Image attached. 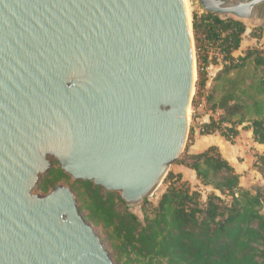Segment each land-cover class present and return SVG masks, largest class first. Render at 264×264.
<instances>
[{"label": "water", "instance_id": "95a60500", "mask_svg": "<svg viewBox=\"0 0 264 264\" xmlns=\"http://www.w3.org/2000/svg\"><path fill=\"white\" fill-rule=\"evenodd\" d=\"M191 31L183 0H0V264H115L70 187L33 189L54 158L127 206L151 195L188 136Z\"/></svg>", "mask_w": 264, "mask_h": 264}, {"label": "trees", "instance_id": "16d2710c", "mask_svg": "<svg viewBox=\"0 0 264 264\" xmlns=\"http://www.w3.org/2000/svg\"><path fill=\"white\" fill-rule=\"evenodd\" d=\"M192 31L198 54L205 53L203 67L210 62L200 42L213 45L221 55L224 64L219 78L245 67L249 60L254 68L264 70L263 49L253 47L237 57L232 54L239 48L245 31L242 20L193 11ZM252 35L259 34L252 31ZM203 75L201 86L206 78ZM255 78L242 88L243 79L230 81L217 100L213 99L214 88L207 94L206 102L213 100L211 109L221 112L219 118L211 117L198 124L199 135L218 132L234 143L240 129H250L253 140L264 143V99L247 94L249 88H256L258 95L264 94V78ZM181 159L175 163L193 170L200 185L212 188L204 202L200 200L201 193L191 187L190 181L183 180L181 173L169 171L164 178L165 191L152 208V216L146 214L143 222L128 210L118 192L106 191L91 181L76 180L79 186H73L81 203L79 210H87L85 218L107 229L113 249L119 241L132 255L130 259L145 261L144 264H264V188L257 186L252 192L243 187L240 174L216 145ZM252 168L264 179V154H255ZM68 177L60 167L51 168L35 188L46 194Z\"/></svg>", "mask_w": 264, "mask_h": 264}, {"label": "rangeland", "instance_id": "374dc122", "mask_svg": "<svg viewBox=\"0 0 264 264\" xmlns=\"http://www.w3.org/2000/svg\"><path fill=\"white\" fill-rule=\"evenodd\" d=\"M184 1H185V5H186L188 17H189V24H190L192 23V12L193 11L197 12L198 14H201L205 10L202 8L198 0H184ZM191 34H192V43H193V52H194L195 85H194V90H193L192 102L188 109L189 130H188V136H187L184 150L180 156V158L182 159H184L190 154L189 153L190 146L194 141V138H193L194 127H197L198 124L201 122L209 121L211 117L215 119L219 118V114L221 111L219 109H216L215 111L211 109V104L213 103V100L210 103L206 102V96L213 90V88H214V90L212 91L213 99L217 100L221 96L223 91L229 87L230 81L237 82L239 81V79H243L244 82L240 83V88H242L246 86V81H249L251 83V81L255 77H256L255 79L257 80L259 78H264V70L254 68L251 60H249L248 63H246L245 67L238 69V70H232L229 74L221 75V77L219 78L218 74H220L219 72L224 62L221 58V55L218 53V50L213 45L206 44L205 42L204 43L200 42L199 46H201L202 51L204 49L208 52L207 60L210 63L206 65V68L204 70H202L201 67H203L205 63L202 58L205 57V53L199 52L198 54L197 49H196V45L198 44H196L195 42L193 31H191ZM203 73L205 74L206 78H205L204 85L201 86L200 79L204 76ZM252 91H255V90L253 89L249 90V92L251 93ZM243 98H246V100L250 102V99L247 98L246 96H244ZM214 134L217 135L218 132ZM50 163H51L50 169L59 167L57 160H55L54 158H50ZM179 165H182V164L175 163L174 161L169 166L167 173L169 171L174 172L175 168ZM188 172H189L188 169H185V176H183V180H188L193 185L197 184L194 186L192 184L190 185L193 189H196L201 193L200 200L204 202L206 200L207 194H209L212 191V188L208 186L200 185L197 179L195 181H192L188 177ZM45 174H42L40 176L39 181L43 178ZM75 182L76 180L72 179L69 176L66 179L60 180L58 184H63L67 187H70V189L75 195V192L73 191V186H79V184ZM241 182L244 187H247V189H250L252 192H254V189L257 186H262L264 188V180L260 179L259 177V179L256 181L252 177V175L247 171H244L243 177L241 178ZM166 186H167V182H164V179H163L151 195L145 197L138 204L134 206H128V210L130 212H133L141 222L144 221V216L146 214H148L151 217L152 213L150 212L152 208L157 205L161 194L166 189ZM33 192L42 194L39 190H36V188L33 189ZM75 198H76L77 205L79 207L81 203L77 200L76 196ZM117 207L121 211L124 210V207H122L121 205H117ZM262 212L264 213V208L262 209ZM81 214L83 215L86 222L89 223L90 226L93 228L96 235L101 239L104 248L108 251L109 255L111 256L115 264H144L145 261H136L135 259L134 260L130 259L132 258V255H128V251L123 249V246L119 243V241H116L117 248L113 249L112 240L109 238V233L107 229L103 227L101 223L96 224L93 221L85 218V216L88 214L87 210L83 209L81 211Z\"/></svg>", "mask_w": 264, "mask_h": 264}, {"label": "crops", "instance_id": "0c3cea01", "mask_svg": "<svg viewBox=\"0 0 264 264\" xmlns=\"http://www.w3.org/2000/svg\"><path fill=\"white\" fill-rule=\"evenodd\" d=\"M240 20H242L245 25V31L242 35L239 48L232 53L233 56H242L245 54L247 49H251L253 47H258L259 49L264 50V27L262 26L264 24V13H262V15L255 14L249 18ZM252 31H255L256 34L259 35H252ZM248 84H250V82L246 81V86ZM250 89L252 88H249V90ZM253 90L255 91H252V93L248 91L247 94L250 93L255 97L257 96L259 99H264V94L258 95L257 89L253 88ZM193 138L194 141L189 150L190 154L201 152L210 145L218 146L222 156L225 157L233 166L235 171L240 174L241 185V178L243 177L244 171L249 172L256 181L259 177L264 180L261 175L252 168L255 154H264V143L255 142L252 138V132L250 129H240L239 135L234 139V143H230L219 133L217 135L212 134L201 136L199 135L197 127H194ZM185 169H188L189 171L188 177L192 181H195L196 176L194 171L183 165L177 166L174 173H181L185 176Z\"/></svg>", "mask_w": 264, "mask_h": 264}, {"label": "bare ground", "instance_id": "6f19581e", "mask_svg": "<svg viewBox=\"0 0 264 264\" xmlns=\"http://www.w3.org/2000/svg\"><path fill=\"white\" fill-rule=\"evenodd\" d=\"M184 4H185V1H184ZM185 10H186V13H187L186 5H185ZM187 17H188V13H187ZM188 20H189V17H188Z\"/></svg>", "mask_w": 264, "mask_h": 264}, {"label": "built area", "instance_id": "2783aa9c", "mask_svg": "<svg viewBox=\"0 0 264 264\" xmlns=\"http://www.w3.org/2000/svg\"><path fill=\"white\" fill-rule=\"evenodd\" d=\"M205 68H206V67H201L202 70H204ZM201 69H200V70H201Z\"/></svg>", "mask_w": 264, "mask_h": 264}]
</instances>
